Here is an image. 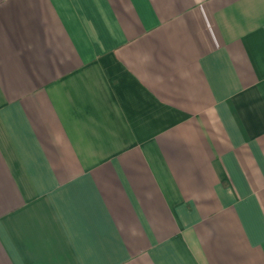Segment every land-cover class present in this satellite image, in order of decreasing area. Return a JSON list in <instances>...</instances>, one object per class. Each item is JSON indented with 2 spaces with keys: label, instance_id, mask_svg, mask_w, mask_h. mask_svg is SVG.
I'll return each mask as SVG.
<instances>
[{
  "label": "crops",
  "instance_id": "0c3cea01",
  "mask_svg": "<svg viewBox=\"0 0 264 264\" xmlns=\"http://www.w3.org/2000/svg\"><path fill=\"white\" fill-rule=\"evenodd\" d=\"M0 264H264V0H0Z\"/></svg>",
  "mask_w": 264,
  "mask_h": 264
}]
</instances>
